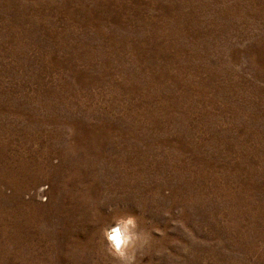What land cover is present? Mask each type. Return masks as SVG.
I'll return each instance as SVG.
<instances>
[{
    "label": "rangeland",
    "instance_id": "obj_1",
    "mask_svg": "<svg viewBox=\"0 0 264 264\" xmlns=\"http://www.w3.org/2000/svg\"><path fill=\"white\" fill-rule=\"evenodd\" d=\"M264 264V0H0V264Z\"/></svg>",
    "mask_w": 264,
    "mask_h": 264
},
{
    "label": "clouds",
    "instance_id": "obj_2",
    "mask_svg": "<svg viewBox=\"0 0 264 264\" xmlns=\"http://www.w3.org/2000/svg\"><path fill=\"white\" fill-rule=\"evenodd\" d=\"M102 235L107 241L108 251L123 264H130V250L145 239L137 232L136 220L132 216L113 218L102 230Z\"/></svg>",
    "mask_w": 264,
    "mask_h": 264
}]
</instances>
